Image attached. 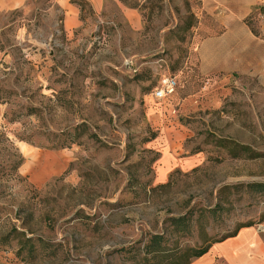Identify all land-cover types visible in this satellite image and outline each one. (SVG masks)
I'll use <instances>...</instances> for the list:
<instances>
[{
    "label": "rangeland",
    "instance_id": "obj_1",
    "mask_svg": "<svg viewBox=\"0 0 264 264\" xmlns=\"http://www.w3.org/2000/svg\"><path fill=\"white\" fill-rule=\"evenodd\" d=\"M121 1L140 28L68 32L55 0L0 10V264H146L140 243L174 217L192 247L264 227V191L246 187L264 182V71H203L191 0ZM260 8L244 21L264 59ZM164 73L166 103L152 96ZM23 145L71 162L35 186Z\"/></svg>",
    "mask_w": 264,
    "mask_h": 264
},
{
    "label": "crops",
    "instance_id": "obj_2",
    "mask_svg": "<svg viewBox=\"0 0 264 264\" xmlns=\"http://www.w3.org/2000/svg\"><path fill=\"white\" fill-rule=\"evenodd\" d=\"M30 0H0V10L25 6ZM55 0L63 18L62 26L68 32L83 27H96L104 23H122L133 29L142 26V14L121 0ZM201 20L198 28L206 31L196 46V56L205 72L264 71V59L255 54L258 40L244 21L258 12L264 0H191ZM83 9V10H82ZM88 14V16H87ZM82 15L84 16L82 18ZM206 19L212 20L208 24ZM25 153L18 172L35 186H43L63 175L71 162L63 149L31 148ZM163 170L171 166L168 157L162 159ZM192 264H264V227L244 226L236 235L212 243L208 251L194 259Z\"/></svg>",
    "mask_w": 264,
    "mask_h": 264
},
{
    "label": "trees",
    "instance_id": "obj_3",
    "mask_svg": "<svg viewBox=\"0 0 264 264\" xmlns=\"http://www.w3.org/2000/svg\"><path fill=\"white\" fill-rule=\"evenodd\" d=\"M252 32L257 35L255 31L252 30ZM246 187L252 192L264 191V182L248 183ZM171 224L174 229L170 234L153 233L140 243L139 248L143 254L141 259L146 264H192L194 259L208 251L211 244L204 247H192L180 241L182 234H184L181 230L188 229L184 218L174 217ZM251 225L245 224L241 227ZM240 228L226 237L236 235Z\"/></svg>",
    "mask_w": 264,
    "mask_h": 264
},
{
    "label": "built area",
    "instance_id": "obj_4",
    "mask_svg": "<svg viewBox=\"0 0 264 264\" xmlns=\"http://www.w3.org/2000/svg\"><path fill=\"white\" fill-rule=\"evenodd\" d=\"M176 88V76L171 75L170 73H164L159 77V81L152 91V96L154 99L161 101L162 103L170 102Z\"/></svg>",
    "mask_w": 264,
    "mask_h": 264
},
{
    "label": "bare ground",
    "instance_id": "obj_5",
    "mask_svg": "<svg viewBox=\"0 0 264 264\" xmlns=\"http://www.w3.org/2000/svg\"><path fill=\"white\" fill-rule=\"evenodd\" d=\"M22 149H23V151L26 152V153H29V152H32V151H33V149H31L30 147H28V146H26V145H23V146H22Z\"/></svg>",
    "mask_w": 264,
    "mask_h": 264
}]
</instances>
